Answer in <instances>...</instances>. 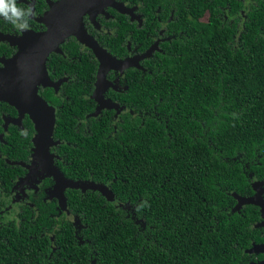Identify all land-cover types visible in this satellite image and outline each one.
Returning a JSON list of instances; mask_svg holds the SVG:
<instances>
[{"label": "trees", "instance_id": "obj_1", "mask_svg": "<svg viewBox=\"0 0 264 264\" xmlns=\"http://www.w3.org/2000/svg\"><path fill=\"white\" fill-rule=\"evenodd\" d=\"M257 32H243L237 46L230 35L204 47L198 41L192 52L184 47L178 58L151 63L152 73L131 88L137 114L115 124L92 117L86 131L75 125V110L61 111L52 151L66 164L57 167L73 181L107 184L113 200L67 187L60 215L48 201L0 216V264H247L260 211L238 207L234 194L252 193V176L264 179ZM26 129L9 128L0 140L5 192L29 157L34 130Z\"/></svg>", "mask_w": 264, "mask_h": 264}, {"label": "flooded vegetation", "instance_id": "obj_2", "mask_svg": "<svg viewBox=\"0 0 264 264\" xmlns=\"http://www.w3.org/2000/svg\"><path fill=\"white\" fill-rule=\"evenodd\" d=\"M15 6L31 12L18 21L26 22L27 28H19L0 15V34L13 37V41L0 37V73L8 71L11 75L1 86L18 84L13 93L19 95L17 104L0 100V140L11 134L12 127L21 133L27 131L26 127L34 131L29 157L21 173L9 179L8 192L3 188L6 183L0 181V201L6 204L0 208L1 217L13 218L25 204L35 208L37 203L53 201L59 215L60 208H64L61 197L66 189L63 194L55 191L53 176L47 175L41 165L32 166L37 133L34 111L44 107L38 106V101L35 106L30 97L34 85L49 111L54 109L56 121L61 111L75 110V125L90 131L92 117L101 121L110 117L109 122L115 124L127 112L137 114L130 103L131 88L141 84L147 72L152 73L151 63L178 58L184 47L192 52L198 41L201 47L206 42L220 43L227 35L237 46L242 33L250 29L258 31L264 40V0H15ZM13 62H27L21 67L27 80L23 72L21 81ZM34 62H45L48 74L44 81L51 83H35ZM100 62L107 64L101 78ZM117 62H123V67ZM43 68L41 65L40 80L44 78ZM18 104L32 112H21ZM141 111L142 107L138 115H142ZM115 132L116 128L109 136ZM52 147L54 144L49 147L52 164H66L63 155L52 151ZM252 178V193L245 197L257 193L254 182H258L263 186L260 197L264 199V179ZM258 208L260 218L254 224L258 238L252 244L264 247V218ZM246 249L247 264L264 260L263 251ZM52 250L56 247L52 246Z\"/></svg>", "mask_w": 264, "mask_h": 264}, {"label": "water", "instance_id": "obj_3", "mask_svg": "<svg viewBox=\"0 0 264 264\" xmlns=\"http://www.w3.org/2000/svg\"><path fill=\"white\" fill-rule=\"evenodd\" d=\"M0 37L2 39H7L9 41H13V37L12 36L3 37L0 34ZM13 63L17 65V67H18L17 74L20 76L21 81H22V77L26 73L23 71V69L21 67L24 66L27 62H13ZM105 63L106 62H100V69H99V77L100 78L103 76V73L105 72V70H107V68H106L107 64H105ZM34 64H35V72H34L35 83L38 84L39 82L43 81V80L39 79L40 67L42 65L44 68H46V65H45V62H34ZM117 64L119 65V67H123V65H124L123 62H117ZM44 68H43V72H44ZM23 72L25 74H23ZM45 74L43 75L44 78H45ZM9 76L11 77V75H9ZM24 78L27 80V74L24 76ZM101 82L102 81L100 79V83ZM43 83L47 84V83H51V82L50 81H44ZM17 85L18 84H13V85H9V86H3V88H1V86H0V100L7 101L10 104H17V98H18L19 95L17 96L16 93H13V87L14 86L17 87ZM54 85H56V84H54ZM19 86H23V85L19 84ZM33 87H34V94L33 95L30 94V97L35 101L34 102L35 106H36V101H38L39 103H44L40 99V96L37 93V89H36L35 85ZM98 88L101 89L102 87L99 86ZM1 98H3V99H1ZM18 106H19V104H18ZM106 106H108V104H103L102 105V107H106ZM33 109H35V108H33ZM20 110L22 112V110H27V109H20ZM36 111H38V113L40 114L41 117H43L44 120L42 121L41 124H39L37 117H35V119H36L35 128H36L37 133H36V135L34 137V142L37 143V142L41 141L44 144V146L46 147L47 152L49 153L50 145L55 143L53 141V129H54V125H55V112H54L53 108H52V110L49 111V108L47 107L46 103H44L43 109H41V110L35 109V113H36ZM29 112H32V110H30ZM48 174L53 176V178L56 181L55 188H57L59 190H64L67 187H79V188H82L83 190H85L87 188H92V189H98L104 195H106L101 190L102 187L99 186V185H98L99 187H90L85 182H81L80 183L79 181H73L71 179L66 178L65 175L63 174V172H61L60 169L57 166L53 165L52 163H51L50 172H48ZM254 188H255V186H254ZM234 195H235V198L238 200V204H237L238 207H240V206H242L243 204H246V203L256 204V205L261 207L262 217H264V199L262 197H258V193H256L253 196H250V197L240 196L237 193H235ZM112 196H113V194H112ZM61 198H64V200H65L64 194H63V197H61ZM65 204H66V202L64 204L62 203L63 207H65L64 206ZM260 248H262L263 251H264V247L263 246H258V247L255 246L250 251H252V252L253 251H258L256 249H260ZM253 264H255V263H253ZM258 264H264V260L261 261Z\"/></svg>", "mask_w": 264, "mask_h": 264}, {"label": "rangeland", "instance_id": "obj_4", "mask_svg": "<svg viewBox=\"0 0 264 264\" xmlns=\"http://www.w3.org/2000/svg\"><path fill=\"white\" fill-rule=\"evenodd\" d=\"M45 73L48 74V72L46 71V68H44V74ZM0 78H1V81H0V86H1L2 85V82L4 80L9 79V73H8V71H3L2 75H0ZM41 80H43L42 81V83H43L44 80H47V79L46 78H42ZM1 88H3V86H1ZM1 99H3V98H1ZM33 102H35V101L33 100ZM41 104L44 105V103H39L38 106H42ZM19 108L22 109V107L20 105H19ZM26 109L27 110H30L29 107H27ZM34 113H35V111H34ZM36 113H37V115H35V116L38 119V123L41 124L44 119H43V117L40 116V114L38 113V111H36ZM51 163H52L51 156L47 152L46 147L44 146V144L41 141L35 143V154H34V161H33V165L32 166L37 167V166H40L41 165L42 168L46 170V174L49 175L48 172H50ZM49 176H51V175H49ZM79 182L80 183L81 182H85L90 187H99V186H101L102 187L101 190L106 194L107 198L109 200H113L112 193H111V191H110V189H109V187H108L107 184L96 183V182H93V181H90V180L79 181ZM254 186L257 189L258 197H260V193H261L260 190L263 189V188H261L262 184H260L258 182H254ZM55 191H58V192L61 191L60 194H63L62 193V190H59L57 188H55ZM61 199H62L61 202L64 204L65 203L64 198H61ZM256 247H258V246H256ZM256 250L263 251L262 248L256 249Z\"/></svg>", "mask_w": 264, "mask_h": 264}, {"label": "clouds", "instance_id": "obj_5", "mask_svg": "<svg viewBox=\"0 0 264 264\" xmlns=\"http://www.w3.org/2000/svg\"><path fill=\"white\" fill-rule=\"evenodd\" d=\"M31 9H28V13ZM28 13L23 12L15 6V0H0V15H2L7 21L16 25L19 28H27L26 22L18 23V21L27 16Z\"/></svg>", "mask_w": 264, "mask_h": 264}]
</instances>
